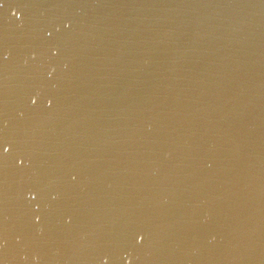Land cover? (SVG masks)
Masks as SVG:
<instances>
[{
	"label": "water",
	"instance_id": "95a60500",
	"mask_svg": "<svg viewBox=\"0 0 264 264\" xmlns=\"http://www.w3.org/2000/svg\"><path fill=\"white\" fill-rule=\"evenodd\" d=\"M0 264H264V0H0Z\"/></svg>",
	"mask_w": 264,
	"mask_h": 264
}]
</instances>
